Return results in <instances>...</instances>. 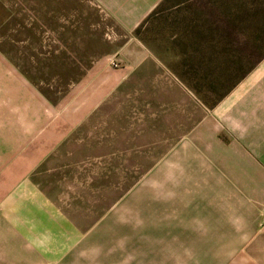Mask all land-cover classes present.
I'll return each mask as SVG.
<instances>
[{"label": "rangeland", "instance_id": "374dc122", "mask_svg": "<svg viewBox=\"0 0 264 264\" xmlns=\"http://www.w3.org/2000/svg\"><path fill=\"white\" fill-rule=\"evenodd\" d=\"M16 1L0 49L54 105V120L69 118L74 130L25 176L33 161L2 162L0 212L59 203L85 218L87 249H155L182 232L197 239L207 255L200 260L246 264L244 210L213 201L238 183L221 175L238 154L232 161L221 151L216 138L229 139L206 121L248 64L264 57V0H161L130 35L92 0ZM112 58L123 60L119 70ZM98 72L114 84L96 108L99 93L89 88Z\"/></svg>", "mask_w": 264, "mask_h": 264}, {"label": "crops", "instance_id": "0c3cea01", "mask_svg": "<svg viewBox=\"0 0 264 264\" xmlns=\"http://www.w3.org/2000/svg\"><path fill=\"white\" fill-rule=\"evenodd\" d=\"M92 1L122 32L130 35L161 0ZM12 2L0 0V33L7 26L8 11L17 5L16 0L15 4ZM15 25L11 26L12 32L20 26ZM10 43L18 48L29 47V42ZM133 43L136 40L128 41L129 45ZM119 62L122 66L121 58ZM93 79L94 87L89 90L99 93L94 104L98 108L101 98L113 87V76L98 72ZM48 108L55 107L39 93L14 59L0 49V166L2 162L25 157L26 161H33L21 172L25 176L37 162L52 157L68 140L74 130L70 119L56 121ZM206 122L208 126L217 124L229 139L225 144L216 138L221 151L229 150L232 161L238 154L239 160L222 164L221 175L238 177V183L224 186L222 195L214 196L213 201H221L224 209L244 210L240 215L249 225L241 239L245 242L246 264H264V57L211 108ZM58 205L34 203L0 212V264H209L208 259L200 260L207 255L200 254L197 239L182 232L170 234L172 238L163 243L160 240L155 249L136 248L132 243L127 246L126 242L119 244L118 249L105 250L97 245L87 249L89 236L79 227L85 218L67 215ZM215 207L220 205L214 204Z\"/></svg>", "mask_w": 264, "mask_h": 264}, {"label": "trees", "instance_id": "16d2710c", "mask_svg": "<svg viewBox=\"0 0 264 264\" xmlns=\"http://www.w3.org/2000/svg\"><path fill=\"white\" fill-rule=\"evenodd\" d=\"M137 32V31H136ZM264 56V55H263ZM262 56V57H263ZM248 65H252V66H250V67H248L247 69H246V71L245 72H243V74L239 77V79L237 80V81H235L232 85H231V87L229 88V90L230 89H232V87H234L254 66H255V64L253 65V63L252 64H248ZM180 78L182 79L183 78V75H184V73L183 72H181L180 74ZM228 92V91H227ZM197 93H199V91L197 90Z\"/></svg>", "mask_w": 264, "mask_h": 264}, {"label": "built area", "instance_id": "2783aa9c", "mask_svg": "<svg viewBox=\"0 0 264 264\" xmlns=\"http://www.w3.org/2000/svg\"><path fill=\"white\" fill-rule=\"evenodd\" d=\"M110 64L112 65L113 68H119L120 66L119 61L115 58L111 59Z\"/></svg>", "mask_w": 264, "mask_h": 264}]
</instances>
